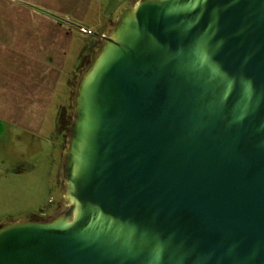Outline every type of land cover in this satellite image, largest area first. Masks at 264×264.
Here are the masks:
<instances>
[{"label": "water", "instance_id": "water-1", "mask_svg": "<svg viewBox=\"0 0 264 264\" xmlns=\"http://www.w3.org/2000/svg\"><path fill=\"white\" fill-rule=\"evenodd\" d=\"M73 105L63 207L0 264H264V0L131 1Z\"/></svg>", "mask_w": 264, "mask_h": 264}, {"label": "crops", "instance_id": "crops-1", "mask_svg": "<svg viewBox=\"0 0 264 264\" xmlns=\"http://www.w3.org/2000/svg\"><path fill=\"white\" fill-rule=\"evenodd\" d=\"M65 2V7H70L71 11H62L57 5H54V8L43 6L31 0H0V121L10 126L12 123L19 124L34 140L43 132L50 104L59 89L60 80L65 77L72 48L73 29H77L76 24L81 25L85 21L84 13L88 11L86 3L84 8L82 4L79 5L81 0ZM34 6L43 7L59 17L56 18ZM114 15L106 21V26L102 28L91 47L85 49L86 60L81 65H86L90 58L92 60L102 37L107 35L114 25ZM63 19L75 27L60 21ZM64 84L68 86L69 97L70 84ZM33 87V91H30ZM3 96L7 99H1ZM57 125L56 121L51 135L55 133L61 140L58 146L59 182L66 138L58 131ZM37 217L45 219L50 215L45 212Z\"/></svg>", "mask_w": 264, "mask_h": 264}, {"label": "rangeland", "instance_id": "rangeland-1", "mask_svg": "<svg viewBox=\"0 0 264 264\" xmlns=\"http://www.w3.org/2000/svg\"><path fill=\"white\" fill-rule=\"evenodd\" d=\"M31 1L52 8L57 5L62 11H71L70 7L66 8L64 5V2L68 0ZM131 1L135 0H81L82 3L79 5L82 4L84 8L86 3L88 11L84 13L85 21L81 25H76L91 31L92 34L73 29L72 48L64 74L67 79L64 77L60 80L61 84L50 104L48 117L44 120L43 132L37 135L36 140L32 135L26 134L24 132L26 130L19 124L12 123L10 126L0 121V223L8 219L40 216L45 212L52 216L57 207L58 211L63 207L59 187V184L61 186V175L58 182L60 171L58 146L61 140L55 133L51 135V131L53 127L55 128L56 121L59 131L66 118L64 138H66L65 145L67 146L69 125L74 118V87L85 66L87 67L91 62L90 58L86 65H81L86 60L84 58L85 49L90 48L96 41L102 28L106 26V21L114 13L117 15L119 10ZM34 7L56 18L59 17L43 7ZM62 22L66 21L63 19ZM79 68L80 70L77 71ZM69 76L71 79L68 78ZM68 82L71 89L69 97L68 86L64 84L68 85ZM1 99H7V97L3 96ZM8 105L11 106V104Z\"/></svg>", "mask_w": 264, "mask_h": 264}, {"label": "flooded vegetation", "instance_id": "flooded-vegetation-1", "mask_svg": "<svg viewBox=\"0 0 264 264\" xmlns=\"http://www.w3.org/2000/svg\"><path fill=\"white\" fill-rule=\"evenodd\" d=\"M65 120H66V118L64 119V123H63V125H61V128H59V131H61V133L62 134H64L65 135V133H66V125H65ZM61 123H62V121H61ZM70 126V125H69ZM60 127V126H59ZM69 130V129H68ZM59 187H60V184H59ZM34 217H37V216H34Z\"/></svg>", "mask_w": 264, "mask_h": 264}, {"label": "built area", "instance_id": "built-area-1", "mask_svg": "<svg viewBox=\"0 0 264 264\" xmlns=\"http://www.w3.org/2000/svg\"><path fill=\"white\" fill-rule=\"evenodd\" d=\"M79 31H81V32H85V33H88V34H92L91 31H89V30H87V29H85V28H84L83 30H79Z\"/></svg>", "mask_w": 264, "mask_h": 264}, {"label": "trees", "instance_id": "trees-1", "mask_svg": "<svg viewBox=\"0 0 264 264\" xmlns=\"http://www.w3.org/2000/svg\"><path fill=\"white\" fill-rule=\"evenodd\" d=\"M72 81V80H71ZM75 88V87H74ZM70 127V126H69ZM66 130V129H65Z\"/></svg>", "mask_w": 264, "mask_h": 264}]
</instances>
